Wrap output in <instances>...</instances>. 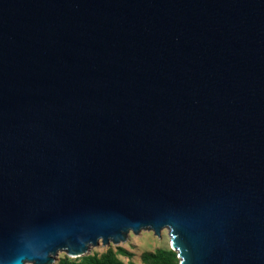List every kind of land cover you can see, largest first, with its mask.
Listing matches in <instances>:
<instances>
[{"label": "water", "instance_id": "95a60500", "mask_svg": "<svg viewBox=\"0 0 264 264\" xmlns=\"http://www.w3.org/2000/svg\"><path fill=\"white\" fill-rule=\"evenodd\" d=\"M142 229L264 264V0H0V264Z\"/></svg>", "mask_w": 264, "mask_h": 264}, {"label": "rangeland", "instance_id": "374dc122", "mask_svg": "<svg viewBox=\"0 0 264 264\" xmlns=\"http://www.w3.org/2000/svg\"><path fill=\"white\" fill-rule=\"evenodd\" d=\"M169 241L167 229L161 230L160 237L154 235L151 230L142 229L137 233L129 231L124 241L116 244L110 242L107 246L99 243L91 247L86 253L77 257H70L65 252L59 251L50 264H60L64 258L79 261L92 255L102 257V255H107L108 253L122 264H154L150 259H146L144 254L154 253L158 250L166 252L168 258L167 264H179V258L170 246ZM121 249L125 253H122L120 251Z\"/></svg>", "mask_w": 264, "mask_h": 264}, {"label": "trees", "instance_id": "16d2710c", "mask_svg": "<svg viewBox=\"0 0 264 264\" xmlns=\"http://www.w3.org/2000/svg\"><path fill=\"white\" fill-rule=\"evenodd\" d=\"M122 253H125L124 250H120ZM146 259H150L154 264H167L168 258L166 256V252L162 250H158L154 253L144 254ZM60 264H122L120 261L111 256V254H104L102 257H97L96 255H92L89 257H85L79 261L71 260L69 258H64L61 260Z\"/></svg>", "mask_w": 264, "mask_h": 264}, {"label": "bare ground", "instance_id": "6f19581e", "mask_svg": "<svg viewBox=\"0 0 264 264\" xmlns=\"http://www.w3.org/2000/svg\"><path fill=\"white\" fill-rule=\"evenodd\" d=\"M170 242V241H169ZM170 244V246H171V243H169ZM172 247V246H171Z\"/></svg>", "mask_w": 264, "mask_h": 264}]
</instances>
